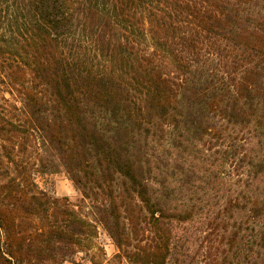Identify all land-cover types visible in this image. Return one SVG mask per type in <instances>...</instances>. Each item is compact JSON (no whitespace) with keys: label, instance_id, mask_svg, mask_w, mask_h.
<instances>
[{"label":"trees","instance_id":"trees-1","mask_svg":"<svg viewBox=\"0 0 264 264\" xmlns=\"http://www.w3.org/2000/svg\"><path fill=\"white\" fill-rule=\"evenodd\" d=\"M94 224L111 264H264V0H0V264H104Z\"/></svg>","mask_w":264,"mask_h":264},{"label":"rangeland","instance_id":"rangeland-1","mask_svg":"<svg viewBox=\"0 0 264 264\" xmlns=\"http://www.w3.org/2000/svg\"><path fill=\"white\" fill-rule=\"evenodd\" d=\"M37 183L41 189L46 191L47 193H51L56 197H65L68 201L73 204L75 209L81 213L82 215H86L85 203L81 201V197L79 193L74 189L71 182L66 178L63 173L54 174L51 176H45L43 178H38ZM96 228V234L93 239L94 246L97 248H93L92 252L99 253V250L104 254L105 263L111 264L108 261L115 254L116 249L111 242L110 238L106 235L105 231L99 224H94ZM83 254H78L74 258L77 261H80V258ZM82 264H89L88 257H85L82 261ZM69 264V263H65ZM119 264H127L125 261H121Z\"/></svg>","mask_w":264,"mask_h":264}]
</instances>
